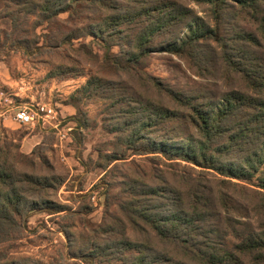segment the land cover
<instances>
[{"label":"trees","instance_id":"obj_1","mask_svg":"<svg viewBox=\"0 0 264 264\" xmlns=\"http://www.w3.org/2000/svg\"><path fill=\"white\" fill-rule=\"evenodd\" d=\"M135 1L140 4L124 5L120 0H2L3 15L17 34L12 41L21 40L18 35L25 31L29 17L36 16L54 24L47 37L48 47L93 37L106 65L115 68V73L120 71L118 74L137 72L156 48L167 47L173 53L199 58L205 39L221 40L219 24L233 9L251 12L258 25L253 31L239 30L232 47L236 53L224 54L239 74L238 88L226 90L216 99L162 87L181 111L137 94L135 86L123 79H88L79 92H120L129 110L119 127L134 153L161 152L204 170L193 175L194 168L188 165L181 166L182 170L167 169L161 176L129 179L130 184L118 196L121 218L116 216L119 223L110 225L112 237L105 246L79 248L78 256L85 264H96L97 260L102 264H244L240 255L248 252L258 260V255L264 257V226L244 231L241 225H252L251 220L244 221L251 217V211L264 213V200L255 208L244 207L238 199L243 191L236 186L245 182L252 185V197L264 195L259 190L264 188V0H192L213 20V26L181 0ZM62 12L68 16L65 26L60 27ZM87 12L92 17L85 16ZM82 17L92 21L79 25L77 20ZM113 45L119 52L112 50ZM207 57L211 60V53ZM143 73L146 83L161 89L154 77ZM211 170L228 178L203 175ZM44 183L17 170L0 153V232L6 223L14 224L15 215L22 214L24 207L20 205L24 204L19 202L26 195L32 196V187ZM45 204L39 208L50 209L49 202ZM32 209L25 206V213ZM232 236L240 237L239 242H232Z\"/></svg>","mask_w":264,"mask_h":264},{"label":"rangeland","instance_id":"obj_2","mask_svg":"<svg viewBox=\"0 0 264 264\" xmlns=\"http://www.w3.org/2000/svg\"><path fill=\"white\" fill-rule=\"evenodd\" d=\"M120 1L124 5L140 4ZM181 1L194 7L205 22L215 25L192 0ZM3 14L0 0V91L16 103H46L57 115L50 128L20 124L11 116L0 120V153L17 170L46 184L32 187V196L26 195L19 202L24 204L20 205L24 207L22 214L15 215L14 224L6 223L0 232V264H85L78 256L79 248L105 246L112 237L110 225L119 223L116 216L120 217L118 196L130 184L129 179L161 176L167 169L182 170L181 166L188 165L194 168L193 175L204 169L184 159L167 158L161 152L134 153L119 127L129 110L120 92H79L81 88L92 76L123 79L135 86L137 94L175 111H181L179 105L161 91L162 87L217 99L224 91L241 86L239 74L231 69L224 54L236 53L232 47L239 30L253 31L258 25L251 12L233 9L219 24L221 40L205 39L199 58L173 53L167 47L156 48L137 72L118 74L120 71L115 73V68L106 65L93 37L82 36L48 47L47 37L54 24L30 16L25 31L18 35L21 40L12 41L17 34ZM67 16V12L59 14L60 27L65 26ZM85 16L92 17L88 12ZM77 21L84 26L92 19L82 17ZM112 50L119 52V47L113 45ZM207 53H211V60ZM143 72L154 77L161 89L146 83ZM203 172L207 178H228L212 170ZM239 183L236 188L243 191L238 197L242 206L252 209L263 203L264 195L254 198L249 194L252 185ZM259 190L264 192V188ZM47 201L50 209L39 208ZM25 206L35 209L25 213ZM251 217L244 220H251V226L241 225L244 231L264 226L263 211H251ZM121 224L127 227L125 222ZM231 238L232 242L240 240ZM240 258L244 264H264L261 255L256 260L248 252Z\"/></svg>","mask_w":264,"mask_h":264},{"label":"built area","instance_id":"obj_3","mask_svg":"<svg viewBox=\"0 0 264 264\" xmlns=\"http://www.w3.org/2000/svg\"><path fill=\"white\" fill-rule=\"evenodd\" d=\"M5 92L0 91V120L11 116L20 124H31L41 128H50L52 119L56 118V110L46 103H16L7 100Z\"/></svg>","mask_w":264,"mask_h":264}]
</instances>
